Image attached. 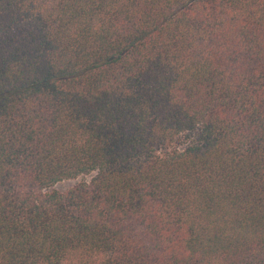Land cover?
Instances as JSON below:
<instances>
[{"label": "trees", "instance_id": "obj_1", "mask_svg": "<svg viewBox=\"0 0 264 264\" xmlns=\"http://www.w3.org/2000/svg\"><path fill=\"white\" fill-rule=\"evenodd\" d=\"M0 264H264V0H0Z\"/></svg>", "mask_w": 264, "mask_h": 264}, {"label": "rangeland", "instance_id": "obj_2", "mask_svg": "<svg viewBox=\"0 0 264 264\" xmlns=\"http://www.w3.org/2000/svg\"><path fill=\"white\" fill-rule=\"evenodd\" d=\"M94 175H95V173H91L88 175L79 176L75 179L64 180V181L56 183L53 186V188L56 189L57 191L63 192L65 190L70 189L71 187L75 186L76 184H78L80 182H89Z\"/></svg>", "mask_w": 264, "mask_h": 264}]
</instances>
